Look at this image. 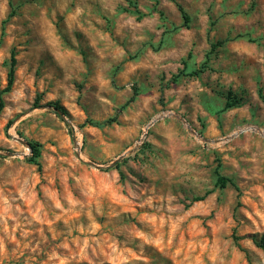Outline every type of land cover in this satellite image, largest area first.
Here are the masks:
<instances>
[{"label":"rangeland","instance_id":"rangeland-1","mask_svg":"<svg viewBox=\"0 0 264 264\" xmlns=\"http://www.w3.org/2000/svg\"><path fill=\"white\" fill-rule=\"evenodd\" d=\"M175 1L0 0V264H264V0Z\"/></svg>","mask_w":264,"mask_h":264},{"label":"trees","instance_id":"trees-1","mask_svg":"<svg viewBox=\"0 0 264 264\" xmlns=\"http://www.w3.org/2000/svg\"><path fill=\"white\" fill-rule=\"evenodd\" d=\"M172 1L175 2L178 10L181 12V15H182V18H183V22H184L183 24L186 26V24L189 21L188 14L186 13L184 8L179 3H177L175 0H172ZM130 3H132V2H130ZM11 15H13V11H11L8 14V17H10ZM189 54H190V52L188 53V56H190ZM208 57H209V53H206V60L208 59ZM15 63H16V58L14 56V52L12 51L11 54H10V66H9V70L7 72V82H6L5 87L0 89V112H1V110L3 108V106H4L3 94L8 92L11 89L12 84H13V80H14V65H15ZM196 73H197V71H192V74H196ZM134 96H135V93H134V95H132L130 97L128 102L132 101L134 99ZM235 102L236 101H234V100L233 101H229L228 100L226 102L225 108H229V107L234 106ZM51 105H53L54 108L56 110L60 111L62 114L67 115L66 109L61 104H59L58 102H54ZM54 113H56V111H54ZM56 115L61 117L58 113H56ZM108 121H105L104 124L108 123ZM66 124H67V126H69L70 133H72V128H71L70 124L67 123V122H66ZM92 124L95 125L97 123L94 122ZM28 144H29V147H30V150H31V155H29L27 157V161L37 165V168L40 169V163H39L38 158H39L40 152H41V149H40L41 145L37 141H29ZM219 166H220V164L217 163V165L215 167V171H216L215 185L220 187V188H224L225 186H227V184H232L238 190V187L235 185V183L231 179H229L227 176L223 175L219 171ZM208 193H209V191H206L202 196L196 197L195 200L203 199ZM253 241H254L255 245L257 247H259L264 252V234H262L259 238H255L254 237Z\"/></svg>","mask_w":264,"mask_h":264},{"label":"water","instance_id":"water-1","mask_svg":"<svg viewBox=\"0 0 264 264\" xmlns=\"http://www.w3.org/2000/svg\"><path fill=\"white\" fill-rule=\"evenodd\" d=\"M49 107L50 108H52L54 111H56V113H58L67 123H69V121L65 118V115L64 114H62L60 111H58V110H56L55 108H54V106L53 105H49ZM164 115H162V114H158L155 118H153L147 125H146V127H145V130H144V132H143V134H142V137H141V139L146 135V132H147V129H148V127L151 125V124H153L157 119H159V118H161V117H163ZM189 128H190V126H189V124H188V122L184 119V118H182L181 116H178ZM190 130H191V132L194 134V135H196L197 137H199V138H201V139H203V140H205V141H207V139H205V138H203L199 133H197V132H195L192 128H190ZM256 130H258V131H260L259 129H257L256 128ZM141 139H139L137 142H136V144H135V146H137L138 144H139V141L141 140ZM18 141L19 142H21L22 144H24V145H27V146H29V144H28V142L27 141H25V140H23V139H21V138H18ZM30 148V147H29ZM80 147H79V144L78 143H76V149H79ZM135 148V147H134ZM134 148H132V149H129L128 151H126L125 153H123V154H121V155H119L116 159H114L111 163H110V165H113V164H115L117 161H119L123 156H124V154H126L127 152H132L133 150H134ZM12 154H14V153H9V155H12ZM92 165H94L95 167H100V165H98V164H95V163H91Z\"/></svg>","mask_w":264,"mask_h":264},{"label":"bare ground","instance_id":"bare-ground-1","mask_svg":"<svg viewBox=\"0 0 264 264\" xmlns=\"http://www.w3.org/2000/svg\"><path fill=\"white\" fill-rule=\"evenodd\" d=\"M254 129H256V127H254ZM258 129V128H257ZM261 132V131H260ZM262 133H264V130H262Z\"/></svg>","mask_w":264,"mask_h":264}]
</instances>
